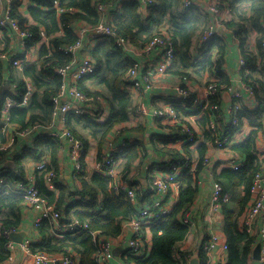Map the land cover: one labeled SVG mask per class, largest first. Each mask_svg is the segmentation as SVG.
Listing matches in <instances>:
<instances>
[{
    "label": "trees",
    "instance_id": "trees-1",
    "mask_svg": "<svg viewBox=\"0 0 264 264\" xmlns=\"http://www.w3.org/2000/svg\"><path fill=\"white\" fill-rule=\"evenodd\" d=\"M26 1L28 2V18L24 17L20 11L21 0H9V17L16 22L20 31H28L32 34V38L26 43V48L36 46L40 42L42 44L39 45L34 64H22L19 69L16 68V73L8 77L12 87L11 92L0 94L2 95L0 97V145H7V136L2 129L4 122H1L5 101L20 102L25 92L26 81L33 85L34 93L27 106L9 109L5 125L13 128L15 133H20L34 126L45 127L51 122L53 112L51 99L60 92L63 84L57 70L71 66L72 57L65 55L64 50L73 46L77 40L71 25L81 22L94 27L101 21L95 11L96 4H103L108 9L116 4L115 0H59L58 9H56L53 7V0ZM220 4L226 6L232 15L231 20L224 23V26L238 39L241 55L246 59L242 78L251 84L258 94L257 87L264 94L262 90L264 83L254 75V64L257 59L261 66L260 73L264 74V56L260 52V45L264 39V29L261 26V21L264 19V0H220ZM139 7L141 6L137 0L122 3L120 14L109 21L117 35L125 39L129 45L141 50L151 41L152 36L160 31L159 27L165 22L168 25L167 33L175 47V56L180 61V67L174 74L189 80L190 75L187 71L190 68L201 66V70L202 67L204 69V61L198 64L190 63L192 60L190 52L192 40L207 27V16H202L194 8H182L180 0H149L144 16L139 11ZM8 30L13 32L10 26H5L1 31L6 34ZM41 31L45 36L44 41L39 35ZM251 31L256 32L258 36L256 45L259 56L256 58L246 48ZM115 40L116 38L112 36L106 37L104 41L87 51L94 63L95 72L77 83L79 91L94 104L98 100L107 103L109 116L103 122H97L95 120L97 114L94 115L95 118L68 115L66 122L68 133L74 140L79 141L83 148L80 158L81 172L72 173L79 181V190L75 188L73 178L66 180L63 177L57 183L55 192L47 189L44 181L46 173L52 170L60 174L57 154L62 143L51 137L42 135L35 137L34 148L24 149L25 153L14 159L18 164V169L15 171L11 170L4 175L0 168V177L5 180L4 190L0 192V210L2 209L0 212V263L9 258V251L5 247L6 240L2 237L1 230L16 229L19 225L20 207L24 205V202L20 193L14 190V186L15 183L24 180L23 167L27 159L38 163L48 153L47 171L36 172L34 175L35 185L41 197L62 212V223L76 219L79 223L87 225V230L80 235L58 237L54 234L52 226L45 222L41 223L36 229L40 242H30L32 253L48 255L75 253L79 264H96L99 240L118 239L123 231V225L137 217L139 212L137 206L127 201L122 192L115 191L109 178L93 173L89 178L84 179L83 173L84 158L91 142L96 146L97 160L112 133L128 121L130 96L125 87L129 84L127 75L133 67V62L116 47ZM218 51L219 54L222 53L223 48L219 47ZM18 57L16 59L20 60ZM218 67L219 64L215 68L217 72ZM170 71L171 69L165 73ZM0 78L1 85L3 76ZM224 83L226 80L223 78L221 84ZM171 106L177 115L182 111L185 116L190 115L188 108H181L173 103ZM240 114L242 115V112ZM241 115L239 119L242 118ZM234 130L229 126L227 132L230 135L234 133ZM254 137L255 134L252 132L243 142L229 147L231 152L245 158V164L240 170L223 169L219 174H214V181L221 186L223 196L228 200L222 204L221 208L223 232L228 246L225 264H260L261 262L252 259L253 249L258 243L257 235L238 226L239 219L251 202L252 179L257 172L264 171V156L260 159L256 157ZM16 139L17 136L13 138V144H18ZM213 139L211 134L207 135L205 142L196 148L199 158L197 171L205 162L206 143L208 141L212 143ZM162 143L163 140L158 142V144ZM9 150L1 154L0 167L2 158L8 155ZM170 153L173 154L174 151ZM183 154L188 156L184 152ZM179 156L180 153L172 159ZM188 157L190 158V155ZM120 158L124 159L120 178L126 181V177L131 173V167L139 158V152L134 146L128 147ZM10 183H13V188ZM177 183L179 184L178 198L170 213L143 227V233L145 230L146 233L142 241L144 242L147 234L150 236V251L147 255L127 252L122 256L123 264H188L187 253L179 250V246L187 240L190 233V227L185 225L182 219L197 199V187L192 176L185 173L177 179ZM129 185L132 187L131 184ZM75 194L81 198L78 202L68 200ZM85 198H88V201L83 203ZM90 232L96 234V242L92 241ZM198 261L199 264H205L206 256L202 251L199 253Z\"/></svg>",
    "mask_w": 264,
    "mask_h": 264
},
{
    "label": "crops",
    "instance_id": "crops-1",
    "mask_svg": "<svg viewBox=\"0 0 264 264\" xmlns=\"http://www.w3.org/2000/svg\"><path fill=\"white\" fill-rule=\"evenodd\" d=\"M192 2L194 5L191 8L197 9L202 16H207L209 23V5L202 0H192ZM1 7L3 10L6 8L5 0H2ZM27 7L28 2L26 0H21L20 11L26 18H28ZM139 11L143 16L145 15V8L139 7ZM119 14L120 9H117L116 5H113L110 9L107 7L105 18L106 20L111 21V19L117 17ZM231 17L232 15L230 11H227L223 17V23L229 22ZM83 25L85 24L81 22L73 23L71 25L72 31L76 34V30ZM261 26L264 29V19L261 21ZM159 28L167 31L168 25L163 22ZM1 30L2 29H0V52L2 53V58L0 60V76H3V81L1 80L0 89L3 88V91H0V94L2 92H11L12 87L9 84L8 77L10 74L16 73V68L12 67V60L19 56L18 58H20L21 64H34L37 59L39 45L42 44L40 42L36 46L26 48L27 42L23 44L22 39L16 33L8 30L5 34ZM88 34L89 31L86 32L85 38ZM257 37V33L251 31L246 42L247 44L250 40H253L254 45H251L248 48L246 45V48L255 58L259 56V49L256 45ZM85 38L81 48L71 54V69L69 75L63 79V88L65 90L68 89L71 72L75 69L81 59L85 57L89 58L87 51L93 48V46L87 44ZM198 42L199 39L197 35L192 40L190 53L192 60L199 58V63H203L204 61L205 67L204 69L202 67V70L200 66L194 68V70L193 68H190L187 71L190 75L189 82L191 97L197 95V93L204 88V75L210 77L211 81H217L220 87L219 104L221 109L215 113V116L216 119H218L219 128L225 134H229L227 132L229 126L235 129L234 133L230 134L232 137L231 142L226 149L218 150L212 145L211 141H208L206 143V152L204 154L205 162L201 164L200 170L197 171L199 158L196 148L205 142L206 136L210 134L209 128L211 124L215 123V116L197 110L192 111L190 109L187 110L190 115L185 116L182 111L178 115L176 114V118L171 122L155 119L152 116V112L155 109H163L171 106L172 103L178 104L177 87L180 84V77L174 74L180 67V61L177 58H175L170 72L162 75L150 76L147 83L141 82L137 89L129 91L130 111L128 121L123 123L116 132L112 133L110 136L111 138H109L116 147H120L121 145L124 146V151L128 147L134 146L139 152L138 160L133 164L131 167V173L126 177V181L132 186L131 188L136 191V197H138L136 206L138 211L148 206L152 201L161 200V197L151 190L152 188L150 184L153 174H155L154 176L165 174V167L176 154H182L184 152L186 155H190V159L193 162V171L188 175H191L195 181L197 187V199L184 215V219H188L192 224V227L190 228L187 240L179 246L181 252L187 253L188 264L191 256L196 252H198V256L200 251L204 253L203 246L211 234L216 233L220 237V244H227L223 232V213L211 211L212 178L210 177V172H213V174L216 175L223 169L232 170V162L243 167L245 164V158L231 152L229 147L243 142L252 132L255 134V155L258 159L264 156V94H262L257 87L259 91L258 94L251 84L242 78V71H239L238 68L239 56L241 55L238 39L231 31L224 28V30L220 29L218 31L217 35L211 40L207 48L199 47ZM219 47L223 48V52L220 54L218 53ZM121 50L133 62V64H138L140 68H142L135 77L138 82L142 79V73L145 69L147 71L148 66L154 64L159 56V51H154L153 53L146 55L142 53L141 50L129 44ZM258 60L259 59H257L254 64V75L264 83V74L260 73L261 66ZM217 64H219L218 72L215 70ZM203 65L204 64H202V66ZM210 65L212 66L210 67ZM222 77L226 80V83L224 84H221ZM243 83L250 89L253 95L242 88L241 84L243 85ZM228 87L236 88L243 96V111L242 115L240 114L242 118L239 120L238 129L230 125V115L228 114V108L230 106V99L227 93ZM262 90L264 92V87ZM0 97H2V95H0ZM63 100H68L66 91ZM107 106V103L101 100H98L96 104L93 102L91 103V110L94 115H98L97 118H95L97 122H103L109 116V108ZM140 107L146 108V114L137 115V110ZM1 119V122H4V132L7 136V145H9L10 149L8 155L4 156L1 160L0 168L2 174L5 175L11 170L15 171L18 169V164L14 159L25 153L24 149L31 150L34 148L35 137L41 135L47 136L62 143L57 154L60 173L63 179L69 180L73 178L75 181V188L79 190V181L72 175V165L68 158L69 143L58 125L55 124L53 116L51 117V122L45 127L35 126V128L30 129L27 134L22 136H20L19 133H15L13 128L6 126V121L2 117ZM184 126L191 127L195 132V136L197 137L195 144L185 143L183 141L181 129ZM15 136H17L16 140L18 141V144H13V138ZM160 140H163L162 144H158ZM187 144L191 145L188 146ZM171 151H174L176 154H171ZM96 154V146L91 142V146L84 158V179L89 178L94 173L93 164L97 157ZM122 154H120V156ZM120 156L118 158L119 178L122 176V166L124 162V159L120 158ZM41 159L49 160L48 153H46ZM36 163V161L31 159L25 160V165L23 167L24 176L27 174L35 175L36 172H34L33 168ZM153 170L155 171L153 172ZM10 184L13 188V183ZM178 190L179 184L176 183L171 187L169 194L164 200L163 206L168 208L169 211L172 210V207L177 201ZM237 193L240 195L239 192ZM80 199V196L75 194L68 200L78 202ZM86 201H88V198H85L82 202L84 203ZM226 202H228V200ZM0 212H2V209ZM136 218L142 222L145 221L144 218L139 217L138 213ZM238 226L241 228L240 223ZM258 226L259 225L256 224L255 232L250 233L255 234ZM16 232L23 233L22 236L24 237V241L33 243L40 242V237L34 229V214L25 205L20 207V221L16 228ZM145 233L146 230L144 233L142 231L143 236ZM131 236V230L128 223H126L123 225V231L120 237L115 240L114 259L109 264H123L122 256L129 252L127 242ZM149 251L150 236L147 234L146 238H144V242L142 241V254L147 255ZM72 255L74 256L75 264H79L78 256L75 253H72ZM226 259L227 251L225 252L219 248L218 251L212 253L208 259L206 258L205 264H225ZM31 260L32 258L30 255L21 253L16 249L9 253V258L5 262L0 264H30ZM260 264H264V261L262 263L260 262Z\"/></svg>",
    "mask_w": 264,
    "mask_h": 264
},
{
    "label": "built area",
    "instance_id": "built-area-1",
    "mask_svg": "<svg viewBox=\"0 0 264 264\" xmlns=\"http://www.w3.org/2000/svg\"><path fill=\"white\" fill-rule=\"evenodd\" d=\"M116 8L120 9L122 3L128 0H115ZM141 7L146 8L149 0H137ZM182 8L190 9L193 7L192 0H180ZM209 5V23L207 27L198 35V45L202 48H207L209 43L217 35L220 29L224 30V14L229 11L226 6L220 4V0H202ZM6 8L3 10L1 7L2 0H0V29L5 26H10L13 33H16L21 39L22 43H26L32 34L28 31H20L14 20L9 17V0H5ZM59 0H53V7L58 9ZM96 13L100 16L101 21L94 27L81 26L76 30L77 40L73 46H70L64 50L65 55H71L74 51L81 48L85 38V34L89 31L88 36L85 38L87 44L95 47L99 42L104 41L106 37L112 36L116 38L115 45L119 49H123L128 42L121 38L114 32L110 22L106 20L105 15L107 8L103 4H96ZM151 41L147 43L141 52L148 55L154 51H159V56L154 64L148 66V69L142 73V79L138 82L135 77L142 68L138 64H133L130 72L127 75L128 83L125 89L128 91L135 90L140 86V83H147L150 76L162 75L167 70L171 69L175 61V47L173 41L166 30L159 29ZM40 38L44 41V33L40 32ZM261 53L264 56V39L260 45ZM2 53L0 52V60ZM12 67L20 68L21 62L18 59L12 60ZM191 64H198L199 58L191 60ZM246 67V59L243 55L239 56L238 68L242 71ZM71 66L64 69L57 70V73L62 77V80L69 75ZM95 72V66L91 59L85 57L80 60L76 65L75 69L70 74V82L68 89L65 90L64 83L62 84L60 92L51 99L53 105L52 116L54 117L55 124L58 125L62 131L64 137L69 143L68 158L72 165L73 173L81 172L80 158L83 152L82 144L74 140L66 129V122L68 115L75 117L90 116L95 118L93 111L91 110L92 101L89 100L83 93L77 88V83L82 79L93 75ZM243 82V81H242ZM241 82V83H242ZM242 88L249 92L250 89L241 84ZM65 91L68 95V100H63ZM34 93V87L29 82L25 83V92L21 97L20 102L15 103L10 100H6L3 110L2 118L7 120V113L11 108H20L28 105L30 98ZM227 93L230 99V106L228 108V114L230 115V125L238 129L239 127V115L243 111L242 103L243 96L240 91L236 88L228 87ZM178 105L181 108H188L192 111L197 110L200 112L208 113V115L215 116L220 111L219 96L220 87L217 81H213L203 89H201L197 95L191 97L190 82L185 77H180V84L177 87ZM212 100H214L212 102ZM147 110L145 107H140L137 110V115L146 114ZM152 116L155 119L173 121L176 118V113L172 106L165 107L163 109H155L152 112ZM215 123L210 125L209 133L214 138L212 145L218 150H224L231 142V136L221 131L218 124V119L214 117ZM19 133L20 136L27 134L30 129ZM4 129V127H2ZM183 141L185 143L195 144L197 137L191 127L184 126L181 129ZM9 149V145H0V157L3 152ZM125 147H116L112 140L107 141L104 150L97 160L93 164V172L103 175L111 180L113 189L118 192H122L132 205H136L137 197L136 192L132 189L127 181L119 178V160L117 156L122 154ZM48 160L41 159L40 162L36 163L33 170L34 172H45L47 171ZM193 162L183 153L179 157L172 159L169 164L165 167L166 173L161 176L153 174L151 177V190L154 191L161 197V200L152 201L148 206L138 212L139 217L144 218V222L137 218L132 219L128 226L131 230L132 236L127 242V248L129 252L142 254V231L143 227L151 224L153 221L159 219L161 216L169 214L168 208L163 206L164 200L166 199L169 190L173 185L177 183V179L183 174H189L193 171ZM231 168L234 171L240 170L241 165H237L234 162L231 164ZM212 178V196H211V211L221 212L222 204L227 201L223 196L221 186L214 181V174L210 172ZM62 175L49 171L46 173L44 181L49 191L55 192L56 185L61 181ZM5 180L0 177V192L4 190ZM14 190L18 191L23 198L24 205L27 206L34 214V229L36 230L41 223L45 222L52 226L53 232L58 237L66 235H80L82 232L87 230L86 223H79L76 219H72L69 222L62 223V212L55 209L53 205H49L47 201L41 197L37 186L35 185L34 174H27L24 176V180L15 183ZM251 202L249 207L244 212L243 216L239 219V223L242 229L248 232H255V226L258 224L256 235L258 237V243L260 245V257L261 262L264 261V171L257 172L251 183L250 187ZM185 225L190 228L192 224L188 219H182ZM16 229L8 228L2 229L1 235L6 240L5 247L10 252L13 250H19L21 253L28 254L32 260L30 264H75V259L72 254L69 255H48L45 253H32L30 250V242L24 241L22 244H15L9 239V235L15 233ZM93 242H96V234L90 232L89 234ZM227 251L228 246L225 243L220 244V237L213 233L208 237V240L203 246V251L208 257L218 251V249ZM115 240L103 239L99 240L98 253L96 255V264H109L114 259Z\"/></svg>",
    "mask_w": 264,
    "mask_h": 264
},
{
    "label": "water",
    "instance_id": "water-1",
    "mask_svg": "<svg viewBox=\"0 0 264 264\" xmlns=\"http://www.w3.org/2000/svg\"><path fill=\"white\" fill-rule=\"evenodd\" d=\"M0 91H3V88L0 89ZM23 233H18V232H15V233H12L9 235V239L15 243V244H22L23 241H24V237L22 236ZM260 245L257 244L255 246V248L253 249V252H252V259L254 261H257L259 262L261 260V257H260ZM189 264H198V252H196L193 256H191L190 260H189Z\"/></svg>",
    "mask_w": 264,
    "mask_h": 264
},
{
    "label": "rangeland",
    "instance_id": "rangeland-1",
    "mask_svg": "<svg viewBox=\"0 0 264 264\" xmlns=\"http://www.w3.org/2000/svg\"><path fill=\"white\" fill-rule=\"evenodd\" d=\"M246 45H247V48H248L249 46H251V45H254L253 40H252V41L250 40V42H248ZM193 70H194V68H193ZM204 79H205V80H204L205 84H204V83H203V84H204L205 86H207L208 84H210L211 82H213V81H211V78H210V77H206L205 75H204ZM200 80H202V79H200ZM205 86H204V87H205ZM13 157H14V155H13ZM18 157H19V156H18ZM154 171H155V170H153V172H154Z\"/></svg>",
    "mask_w": 264,
    "mask_h": 264
}]
</instances>
